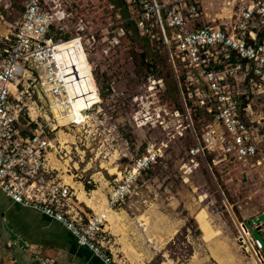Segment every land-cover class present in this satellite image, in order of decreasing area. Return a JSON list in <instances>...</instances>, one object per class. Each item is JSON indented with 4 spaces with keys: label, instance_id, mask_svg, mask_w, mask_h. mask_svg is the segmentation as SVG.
Masks as SVG:
<instances>
[{
    "label": "rangeland",
    "instance_id": "rangeland-1",
    "mask_svg": "<svg viewBox=\"0 0 264 264\" xmlns=\"http://www.w3.org/2000/svg\"><path fill=\"white\" fill-rule=\"evenodd\" d=\"M92 5L91 26L100 28L101 5L94 0ZM22 12V0H0V51ZM63 34L75 36L71 29ZM138 41L125 29L119 36L95 31L81 39L78 51L74 44L66 47L74 67L67 83L75 104L69 113L65 93L57 98L58 107L49 108L54 100L45 97L40 80L19 79L17 92L26 91L21 115L46 134L53 178L91 199L84 205L74 194L78 209L90 214L92 206L99 212L110 188L124 185L147 149L154 163L134 173L123 203L108 212L104 224L107 246L117 259L125 264H257L238 237L245 225L264 257V226L250 227L264 222V98L251 99L247 111L255 155L236 163L207 157L206 167L188 153L193 142L184 112L174 115V78L164 47L160 41ZM7 204L0 192V210ZM1 213L5 223L21 215L13 206ZM4 235L0 220V243Z\"/></svg>",
    "mask_w": 264,
    "mask_h": 264
},
{
    "label": "built area",
    "instance_id": "built-area-1",
    "mask_svg": "<svg viewBox=\"0 0 264 264\" xmlns=\"http://www.w3.org/2000/svg\"><path fill=\"white\" fill-rule=\"evenodd\" d=\"M94 1L105 17L100 28L91 26L93 0H22L20 21L0 51V192L12 204L59 224L101 264H125L107 246L105 216L120 207L134 173L154 163L155 156L146 149L147 156L136 163V171L131 169L124 185L110 188L104 211L89 209L88 214L78 209L74 192L51 174L52 147L46 134L38 124L31 128L21 115L20 98L26 91L17 92L19 79L40 80L45 97L54 100L49 108L58 107L57 98L67 95L65 66L55 56L60 43L72 41L78 51L90 32L114 31L119 36L126 25L150 44L160 41L166 51L191 129L188 153L206 167L207 157L219 163L244 162L256 151L246 125L249 102L264 98V0ZM66 29L74 30L75 36L59 35ZM242 226L246 231L239 228L240 248L263 264L260 242ZM33 261L59 264L37 253Z\"/></svg>",
    "mask_w": 264,
    "mask_h": 264
},
{
    "label": "crops",
    "instance_id": "crops-1",
    "mask_svg": "<svg viewBox=\"0 0 264 264\" xmlns=\"http://www.w3.org/2000/svg\"><path fill=\"white\" fill-rule=\"evenodd\" d=\"M9 203L11 206L7 204L3 211L13 206L16 213L21 215L9 217L10 222L5 223L3 211L0 210L5 231L4 240L0 243V263L34 264L33 254L37 253L59 264H101L86 249L77 246L73 237L59 224L37 212ZM104 210L105 206L99 212Z\"/></svg>",
    "mask_w": 264,
    "mask_h": 264
},
{
    "label": "bare ground",
    "instance_id": "bare-ground-1",
    "mask_svg": "<svg viewBox=\"0 0 264 264\" xmlns=\"http://www.w3.org/2000/svg\"><path fill=\"white\" fill-rule=\"evenodd\" d=\"M73 42L72 41H67V42H61L59 49L57 51V53L55 54L56 56V60H59L60 62L64 63L65 66V73L63 75V80H64V88H65V92H66V99L68 100L67 103L70 104V106L68 107V113L71 109L74 108L75 104L73 102V94L72 91L70 90V88L68 87L67 83H68V79L71 78V76H74V67H73V58L71 53L66 49L67 46H72ZM71 115V114H70ZM65 117V116H64ZM74 191H75V196L78 198V200L83 203L84 205H87L90 203L91 199H86L84 197V194L81 190L78 189V187H74ZM75 197V198H76ZM96 207V206H95ZM92 208V206H91ZM94 212V208L91 209ZM96 209V208H95ZM96 211V210H95ZM108 215V212H107ZM107 215L105 216V221L107 222Z\"/></svg>",
    "mask_w": 264,
    "mask_h": 264
},
{
    "label": "trees",
    "instance_id": "trees-1",
    "mask_svg": "<svg viewBox=\"0 0 264 264\" xmlns=\"http://www.w3.org/2000/svg\"><path fill=\"white\" fill-rule=\"evenodd\" d=\"M125 30L127 31V34L129 35V36H132L133 38H135L136 39V41H138L139 43H141V44H143V41H144V39L143 38H140L136 33H135V31L131 28V27H128V26H126L125 25ZM147 46V45H146ZM171 87H172V96H171V100H172V103H173V101H175L174 103H176V108H175V111L178 113V114H182L183 113V111H182V108H181V105H180V102H179V97H178V93H177V91H176V88H175V83H174V81H172V85H171ZM167 99V98H166ZM169 99V98H168ZM163 101L165 100V99H162ZM165 102V101H164Z\"/></svg>",
    "mask_w": 264,
    "mask_h": 264
},
{
    "label": "water",
    "instance_id": "water-1",
    "mask_svg": "<svg viewBox=\"0 0 264 264\" xmlns=\"http://www.w3.org/2000/svg\"><path fill=\"white\" fill-rule=\"evenodd\" d=\"M261 226H264V222H263L262 224L258 225V226L255 228V230H256V231L260 230ZM241 228H242L244 231H246L245 228H244L243 226H242ZM0 264H2V263H0Z\"/></svg>",
    "mask_w": 264,
    "mask_h": 264
}]
</instances>
